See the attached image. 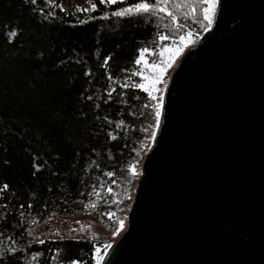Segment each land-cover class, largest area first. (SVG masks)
I'll list each match as a JSON object with an SVG mask.
<instances>
[{
    "label": "trees",
    "instance_id": "1",
    "mask_svg": "<svg viewBox=\"0 0 264 264\" xmlns=\"http://www.w3.org/2000/svg\"><path fill=\"white\" fill-rule=\"evenodd\" d=\"M138 2L0 0V264H94L126 218L157 126L135 61L161 32Z\"/></svg>",
    "mask_w": 264,
    "mask_h": 264
},
{
    "label": "water",
    "instance_id": "2",
    "mask_svg": "<svg viewBox=\"0 0 264 264\" xmlns=\"http://www.w3.org/2000/svg\"><path fill=\"white\" fill-rule=\"evenodd\" d=\"M161 102L100 264H264V0H217Z\"/></svg>",
    "mask_w": 264,
    "mask_h": 264
},
{
    "label": "rangeland",
    "instance_id": "3",
    "mask_svg": "<svg viewBox=\"0 0 264 264\" xmlns=\"http://www.w3.org/2000/svg\"><path fill=\"white\" fill-rule=\"evenodd\" d=\"M63 1L64 0H53L52 4L56 3L61 5ZM118 1L121 0H117V2ZM80 2L81 3L77 4V6L81 8H87V11L93 10L91 8L92 3H96L97 6L100 5L99 0H80ZM216 5L217 0L215 4V10ZM204 6L205 5L200 3L199 0H169V2L166 4L160 3V0H155L152 7L150 8V11L147 12L151 15V18L155 20L154 22L160 28L161 35L156 39L153 46L148 47L150 51L143 53V61L139 65L137 64L138 73H142V75H138V84L142 83L146 86L149 85L151 80L155 79L157 75H160L158 68L168 65L163 75L160 77V81L156 83L155 88H149V91H145L139 87L145 91L151 99L152 96H156L161 101L165 85L184 49L188 44L195 41L205 32L204 29L207 26V21L203 19L202 9ZM160 7L166 8L167 12L159 11ZM193 7L196 9L195 12L192 10ZM168 13H171V15ZM172 15L176 17L175 22L172 20ZM208 28L209 26H207V29ZM195 29L198 30V33L194 31ZM161 36L166 37V39H160ZM181 36H184L185 40L182 41L180 39ZM178 48L180 51L178 54H175L176 49ZM140 57L141 53L138 54L137 59ZM153 65H156L157 67L154 68ZM149 92H151V96L149 95ZM152 101L156 112L157 101L153 99ZM123 212L124 211H121L119 213L116 221L112 223L113 225H111V227L104 226V229L101 231L102 238L105 239V241L110 245L125 229V218L122 215ZM121 220L124 221V227L119 232H116V229L119 226V221ZM87 229L91 234L92 231H97L100 229V227L99 225H90ZM84 231L87 230H81V232ZM103 254L104 253H102L99 249L96 250L94 255V264H100Z\"/></svg>",
    "mask_w": 264,
    "mask_h": 264
},
{
    "label": "snow or ice",
    "instance_id": "4",
    "mask_svg": "<svg viewBox=\"0 0 264 264\" xmlns=\"http://www.w3.org/2000/svg\"><path fill=\"white\" fill-rule=\"evenodd\" d=\"M116 2H117V0H99V4L100 5H104V4L113 5ZM168 2H169V0H160V3H162V4H166ZM199 2L205 5L203 7V9H202V11H203V19L205 21H207V26H211V24H212V15H213V13L215 11L216 0H199ZM32 3L35 4L36 3V0H32ZM48 3H49V5H51L53 3V0H48ZM151 7H152V5H150L148 2H146V0H141V2H138V3H135V4L131 5L127 9V11L130 12V13H138V12H145L146 13V12H149L150 11V8ZM59 8H60L61 11H66V9L64 8V6L62 4L59 5ZM91 8L93 10H95L97 8V4L96 3H92L91 4ZM77 10H79V11H87L88 9L87 8H81V7L77 6ZM192 10H193V12L196 11V9L194 7H193ZM40 11L41 12H44L45 10L43 8H41ZM159 11H161V12H167V9L164 8V7H160L159 8ZM52 14L53 13H51V12L48 13V15H52ZM168 14L171 15V13H168ZM119 15L123 16L124 13L123 12H120ZM172 20H173V22L176 21V17L174 15H172ZM207 26L204 29L205 31L207 30ZM160 39H166V37L161 36ZM180 39L183 41V40H185V37L184 36H181ZM137 51L139 53H141V57L138 58L135 61V63H137L139 65L143 61V53H146V52L150 51V49H148V48H140ZM179 51H180L179 48L176 49L175 54H178ZM110 59H111L110 56L105 57L104 64L107 65V62ZM167 66L168 65H165V67L158 68V72L160 73V75H157L155 77V79L151 80L150 83H149V85L146 86L145 84H142L141 83V84H137L136 86L144 89L145 91H149V88H155L156 83H158L160 81V77L163 75V73H164V71H165V69H166ZM153 67L156 68L157 66L156 65H153ZM85 74L86 75H89L90 73L89 72H86ZM135 75H142V73H136ZM108 76H109V79L112 78L111 77V73H109ZM149 95L151 96V92H149ZM89 99H91V97H89ZM152 99L157 101V103H156V109L157 110L155 112V120H156V123L158 124L159 123V120H160V115H161L160 108L162 107V102L156 96H152ZM105 119H107V118H105ZM152 135L154 136L155 133H153ZM109 138H112V137L110 136ZM133 172H134V170H133ZM134 174H135V172H134ZM107 175L109 177H112V176H114V173L113 172H108ZM112 183H115V181L113 180ZM3 187H4V189H7L8 186L7 185H4ZM107 191L109 193H111L113 191V189L112 188H108ZM29 207H31V205H29ZM107 215H109L111 217L113 215V213L108 212ZM123 227H124V221L121 220V221H119V226L117 227L116 232H119ZM38 242L41 243V244L44 243L43 240H40ZM69 264H80V262L79 261H76V260H72V261L69 262Z\"/></svg>",
    "mask_w": 264,
    "mask_h": 264
}]
</instances>
